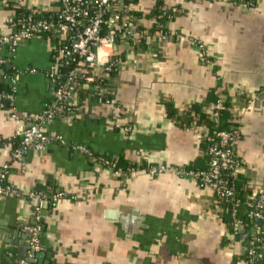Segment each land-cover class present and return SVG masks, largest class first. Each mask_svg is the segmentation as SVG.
Wrapping results in <instances>:
<instances>
[{
  "label": "crops",
  "instance_id": "0c3cea01",
  "mask_svg": "<svg viewBox=\"0 0 264 264\" xmlns=\"http://www.w3.org/2000/svg\"><path fill=\"white\" fill-rule=\"evenodd\" d=\"M3 1L0 34L17 14ZM22 1L27 14L58 10L56 0ZM123 3L131 8L128 17L137 32L134 40L113 41L117 66L103 88L117 114L91 92L78 93L73 117L44 126L60 140L42 152L22 150L14 160L17 140H7L17 124L9 119L10 104L0 110V167L8 166V185L22 195L48 184L65 194L52 205L43 196L37 221L36 200L0 199V264H246L236 257L245 255L254 232L264 234V217L235 232L214 193L176 174L150 177L143 167L201 169L199 144L209 126L189 110L198 106L216 124L220 98L230 104V119L240 132L234 152L245 200L257 201L264 191V0ZM50 64L48 49L36 38L20 45L5 67L10 74L38 70L23 75L16 87L12 104L19 118L40 113L52 100L54 86L43 73ZM9 87L0 81V91ZM79 147L108 161L121 158L136 172L116 174ZM35 224L44 246L39 250H32L22 230Z\"/></svg>",
  "mask_w": 264,
  "mask_h": 264
},
{
  "label": "built area",
  "instance_id": "2783aa9c",
  "mask_svg": "<svg viewBox=\"0 0 264 264\" xmlns=\"http://www.w3.org/2000/svg\"><path fill=\"white\" fill-rule=\"evenodd\" d=\"M58 10L54 14L39 16L33 11L25 13L20 18L15 17L7 23L8 32L0 34V66H7L16 59L17 49L27 41L39 38L48 49L51 59L50 66L43 71L46 78L54 85L53 98L40 113L30 114L19 118L13 108V98L16 87L23 75L36 74L38 70L26 68L21 71L12 70L11 74L0 69V81L9 84L7 90L0 91V110L5 104L8 108L9 119L14 121L16 131L8 142L19 140L20 148L12 151V159L20 158L22 150L42 152L46 146L60 140L52 137L44 131V126L58 118H71L77 109L78 89L87 87L93 95L110 106L114 113L119 108L112 105L108 98L110 94L103 88L109 74L116 69L117 63L112 60L113 41L134 40L136 27L131 22L128 14L129 6L124 7V0H56ZM10 4L16 8H24L22 0H4L2 6ZM17 18V19H16ZM125 19L126 22L122 23ZM73 63V68L65 75L59 73L60 67H67ZM10 109V110H9ZM224 110L222 100L219 98L214 105L215 115ZM118 126V125H116ZM124 132L130 128L124 126ZM240 138L239 128L234 132L217 131L214 138H210V145L205 153L208 156L207 169H181L171 165H153L145 169L150 177H156L164 173L176 174L198 184L219 198L231 201L230 214L233 218V229L238 231L242 222L236 218L238 201L234 198L235 189L232 185L233 179L238 175L239 161L234 149ZM1 142V139H0ZM87 157L106 167H112L109 161L94 153L79 147ZM8 166L0 167V199L7 197L27 198L36 200L34 216L36 221L40 218L41 209L45 206L42 193L30 191L25 195L8 185ZM116 174L123 172L135 174L136 170L130 168L126 171L114 169ZM226 173V175L224 174ZM231 177V183L228 178ZM3 183H6L3 185ZM65 194L58 189L48 198V203L54 204ZM264 191L259 195L257 201L247 212V218L251 221L262 220ZM30 236L32 250H39L40 225L24 226L22 229ZM247 256L246 264H251L258 253H264V237L257 232L249 238L245 246ZM19 264H23L20 262Z\"/></svg>",
  "mask_w": 264,
  "mask_h": 264
},
{
  "label": "trees",
  "instance_id": "16d2710c",
  "mask_svg": "<svg viewBox=\"0 0 264 264\" xmlns=\"http://www.w3.org/2000/svg\"><path fill=\"white\" fill-rule=\"evenodd\" d=\"M15 10L17 11V14H16L17 18H20L22 15H25L23 9H21V8L16 9L15 8ZM47 15H49V14H46V15L43 14V15H39V16L46 17ZM73 66H74L73 63L67 67L62 66L59 68V73L61 75H65V73L70 71L73 68ZM0 69L4 70L5 73H9V72H6L5 66H0ZM84 92H88L87 87L86 86L83 87V85H81V89H78V92H76V93H84ZM222 103H223L224 110L218 112V114H217L218 121L216 124H211L209 121V118L206 115L204 116L201 113L198 106L194 105L189 110L190 112L193 113L194 116H197V121L199 123H205L206 125L209 126V132H208L207 136L199 144V151L203 154V156L201 158V162H202L201 169L202 170L207 169L208 156L206 155L205 150L210 145L209 139L214 138L215 132H217V131L234 132L237 128V125L230 119V112H229L230 111V104L227 101H223V100H222ZM19 144H20V142L17 140L14 144V147L17 146L16 148H18ZM109 163L112 166V168L121 169V171H126V170L130 169L132 166H134L132 164L123 162V160H121V158L109 160ZM143 167L147 169L149 166L143 165ZM186 169L199 170L196 167H187ZM8 171H9V169L7 170V172ZM224 174L226 175V173H224ZM228 181L231 183V181H232L231 177L228 178ZM4 184H6V183H3V185ZM232 185L234 186V189H235L234 198L239 203V205L236 207V209H237L236 218L238 220L242 221L244 228H250V226H252L255 223H254V221H251L247 218V212L252 208V205L255 203V199L245 200L248 193L244 189L245 179H243L241 176L237 175L233 179ZM55 191H56V189L52 185L48 184V186L44 190L42 189L39 192H41L45 198H47V197L50 198V196L52 194H54ZM47 194H48V196H47ZM217 200L219 201L221 207L223 208V211L225 212L224 216L229 218L232 202L226 201L223 199H219V198H217ZM238 260H244L246 262L247 261L246 253L243 257L238 255L235 259V262H237ZM251 264H264V253H258L254 257Z\"/></svg>",
  "mask_w": 264,
  "mask_h": 264
},
{
  "label": "water",
  "instance_id": "95a60500",
  "mask_svg": "<svg viewBox=\"0 0 264 264\" xmlns=\"http://www.w3.org/2000/svg\"><path fill=\"white\" fill-rule=\"evenodd\" d=\"M113 47H114V42H113ZM54 86V85H53ZM215 120H216V118H215ZM109 215H111V213L109 214ZM255 223H257V224H260L261 223V220H257V221H255ZM260 237H264V234L263 233H261L260 234ZM39 247H41V248H43L44 246H43V244L40 242L39 243ZM246 249H242V251L244 252ZM21 253H22V255L20 256V258L21 259H26V255H25V252L23 251V250H21L20 251ZM44 257V253L42 252V253H37L36 255H35V258L36 259H38V260H40V259H42ZM42 264H47L46 262H43Z\"/></svg>",
  "mask_w": 264,
  "mask_h": 264
}]
</instances>
